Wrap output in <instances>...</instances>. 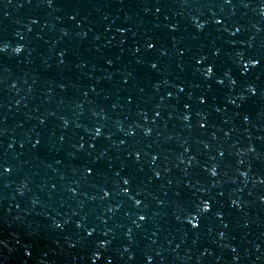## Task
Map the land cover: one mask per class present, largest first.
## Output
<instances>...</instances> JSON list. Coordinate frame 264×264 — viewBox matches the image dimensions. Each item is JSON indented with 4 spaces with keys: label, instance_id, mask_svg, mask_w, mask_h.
<instances>
[{
    "label": "water",
    "instance_id": "95a60500",
    "mask_svg": "<svg viewBox=\"0 0 264 264\" xmlns=\"http://www.w3.org/2000/svg\"><path fill=\"white\" fill-rule=\"evenodd\" d=\"M262 9L0 0V264H264Z\"/></svg>",
    "mask_w": 264,
    "mask_h": 264
},
{
    "label": "snow or ice",
    "instance_id": "6c2138e0",
    "mask_svg": "<svg viewBox=\"0 0 264 264\" xmlns=\"http://www.w3.org/2000/svg\"><path fill=\"white\" fill-rule=\"evenodd\" d=\"M47 2H48V4H49V6L52 5V0H47ZM225 2H228V0H225ZM221 22H222L221 20H216V21H215V23L218 24V25H219ZM33 23H35V21H33ZM195 26H196L197 29H202L204 25H203V24H200V23H197ZM239 30H240L239 28H236V32H239ZM148 47H149V48H152L153 45H152V44H148ZM7 48H8V44H7V43L0 42V53H4V52L6 51ZM16 51H17L18 53H20V52L22 51V48H18V49H16ZM202 62H203V59H202V58L196 60V63H197V64H201ZM259 64H260V61H259L258 59H256V58H252V59H250L246 64H244L243 67H244L245 71H247V69H248L249 67H257ZM152 67L155 68L156 65L153 64ZM213 71H214V67L211 66V65H209L207 68H205L203 74H204L206 77L211 78V76H212V74H213ZM217 83H223V81H222V80H218ZM232 83L234 84V83H235V80H233ZM247 90L250 91V92H253V93H254V88H253L252 86H249ZM203 102H204V101L201 100V103H203ZM185 119H187V117H185ZM202 127H203V125H202ZM96 134H97V135L100 134V129H99V128L96 129ZM37 143H38V142H37ZM0 169H2L3 173H7V172L10 171V168H8V167H6V166H4V165H2V164H0ZM88 171H89V173H90V172H91V169H88ZM212 175H213V176L216 175V171H215V169L212 170ZM123 183H124L125 185H128V184H129V180L125 178V179L123 180ZM128 191H129L128 188H124V192H125V194H127ZM104 195H105V196H108L109 193H108L107 191H105V192H104ZM135 203L138 205V204L141 203V201L136 200ZM201 210H202L203 212H208V211H210V204H209L208 202H204ZM144 219H145L144 216H140V220H144ZM196 219H197L196 217H193L192 219H190V220L188 221V223H189L193 228L198 227V223H196ZM91 234H92V233L89 232V235H91ZM97 259H99V256H98V255H97Z\"/></svg>",
    "mask_w": 264,
    "mask_h": 264
},
{
    "label": "clouds",
    "instance_id": "9594fccd",
    "mask_svg": "<svg viewBox=\"0 0 264 264\" xmlns=\"http://www.w3.org/2000/svg\"><path fill=\"white\" fill-rule=\"evenodd\" d=\"M262 11H264V9H262ZM18 48H22V45H18V46H16V47L13 49V51H14L15 53H18V52L16 51V49H18Z\"/></svg>",
    "mask_w": 264,
    "mask_h": 264
}]
</instances>
